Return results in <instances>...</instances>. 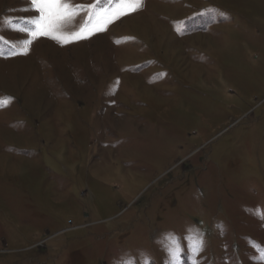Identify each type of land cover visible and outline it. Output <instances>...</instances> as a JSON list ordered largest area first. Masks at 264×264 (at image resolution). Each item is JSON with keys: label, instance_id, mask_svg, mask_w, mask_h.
Listing matches in <instances>:
<instances>
[{"label": "rangeland", "instance_id": "rangeland-1", "mask_svg": "<svg viewBox=\"0 0 264 264\" xmlns=\"http://www.w3.org/2000/svg\"><path fill=\"white\" fill-rule=\"evenodd\" d=\"M29 7L0 0V264H264V0H143L13 55Z\"/></svg>", "mask_w": 264, "mask_h": 264}, {"label": "snow or ice", "instance_id": "snow-or-ice-1", "mask_svg": "<svg viewBox=\"0 0 264 264\" xmlns=\"http://www.w3.org/2000/svg\"><path fill=\"white\" fill-rule=\"evenodd\" d=\"M103 0H95L92 4H76L73 0H30V7L25 11H34L36 16L29 18L31 27H19L15 30L25 34L26 39L17 44H12L15 49L20 47L21 51H13V55H27L35 39L47 37L60 44L77 42L80 39L89 38L97 32L106 30L109 23L131 11H136L143 7V0H108L107 6L102 7ZM81 14L86 16L85 21L78 29L70 31ZM10 23V21H6ZM2 39V38H0ZM12 98H0V107L7 106ZM259 219L264 220V209L255 213ZM169 239L172 244L166 247L171 260L179 258L180 241L174 236ZM196 251H202L204 240L202 237L196 241ZM259 247L258 245H254ZM264 251V250H262ZM264 261V255L260 257Z\"/></svg>", "mask_w": 264, "mask_h": 264}]
</instances>
